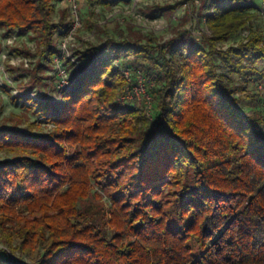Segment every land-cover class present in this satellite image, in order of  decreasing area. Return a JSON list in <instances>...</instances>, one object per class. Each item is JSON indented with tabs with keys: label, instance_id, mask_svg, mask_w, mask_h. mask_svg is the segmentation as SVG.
<instances>
[{
	"label": "trees",
	"instance_id": "trees-1",
	"mask_svg": "<svg viewBox=\"0 0 264 264\" xmlns=\"http://www.w3.org/2000/svg\"><path fill=\"white\" fill-rule=\"evenodd\" d=\"M60 1L0 0V29L33 33L54 63L73 24L67 8L55 20ZM247 1L210 0L198 38L139 33L79 51L58 104L16 96L52 128L0 127V264H264V96L247 90L264 81V32L242 36L262 0ZM114 59L155 82L151 114L120 101Z\"/></svg>",
	"mask_w": 264,
	"mask_h": 264
},
{
	"label": "rangeland",
	"instance_id": "rangeland-1",
	"mask_svg": "<svg viewBox=\"0 0 264 264\" xmlns=\"http://www.w3.org/2000/svg\"><path fill=\"white\" fill-rule=\"evenodd\" d=\"M75 1L78 4L82 26L63 49L60 45L65 35L56 36L58 49L62 53L61 68L66 70L68 81L79 75L83 63L78 58L79 51L102 45L111 39L122 41L142 33L155 37L156 43H164L183 29L197 38L200 33L210 34V30L202 20L209 9L210 0L206 5L189 0L172 15L160 17L150 15L152 5H173L179 0H116L111 6L106 7L99 6L90 0ZM64 8L69 10V16L73 21L70 0L58 2L55 20H60L61 11ZM251 30L264 32V14L256 15L250 24V29L245 30L242 36ZM39 45V38L33 33L7 36L0 29V127H17L36 133L47 132L52 128L41 116L27 108L28 105L25 106L16 97L28 92V96L40 101L50 99L57 104L61 101L60 71H57L58 67L55 63L48 62L38 52ZM227 46L228 44L224 47ZM15 47L31 54L28 56L19 54ZM233 79L239 83L245 80L237 76L235 78L233 76ZM247 90L264 96V81L258 82V86L248 83ZM34 123L36 124L33 125ZM10 157V153H0L1 159ZM100 203L108 209L110 206L108 196H102ZM4 247V243L0 240V248ZM12 257L18 258V254H12Z\"/></svg>",
	"mask_w": 264,
	"mask_h": 264
},
{
	"label": "built area",
	"instance_id": "built-area-1",
	"mask_svg": "<svg viewBox=\"0 0 264 264\" xmlns=\"http://www.w3.org/2000/svg\"><path fill=\"white\" fill-rule=\"evenodd\" d=\"M253 2L254 0L247 1L248 4H253ZM70 7L74 16L73 24L72 28L61 41L60 46L62 49L67 45L68 41L73 39V35L75 34V32L82 26V19L78 10L77 2L75 0H70ZM259 13L261 15L264 14V0H262L259 4ZM249 34L250 32H246L243 37L247 38ZM61 56L62 53L60 52V55L55 57L54 63L58 67L57 71H60L59 89L62 91L68 86L69 81L66 70L61 68ZM105 58L109 59L108 56H105ZM127 59H130V57H128ZM113 62L115 65L121 68V71L126 77L128 83L127 87L120 97V101L126 102L128 100H134L137 103L138 107L146 110L148 114H151L155 105V99L152 93V89L155 87V82L148 78L143 72H135L129 63L124 64L120 59H114Z\"/></svg>",
	"mask_w": 264,
	"mask_h": 264
}]
</instances>
